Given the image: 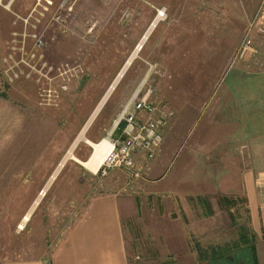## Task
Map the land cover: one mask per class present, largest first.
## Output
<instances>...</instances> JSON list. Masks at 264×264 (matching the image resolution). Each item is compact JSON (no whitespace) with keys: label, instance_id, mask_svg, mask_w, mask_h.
Instances as JSON below:
<instances>
[{"label":"rangeland","instance_id":"1","mask_svg":"<svg viewBox=\"0 0 264 264\" xmlns=\"http://www.w3.org/2000/svg\"><path fill=\"white\" fill-rule=\"evenodd\" d=\"M75 1L1 0L5 5V11L0 9V22H5L4 81L17 86L19 93L31 101L27 100V105L35 103L59 112L66 108L71 124L70 143L46 175L44 183L49 184L48 189L34 192L31 200L38 198L33 206L10 203L15 198H18L16 201L26 200L27 194H33L31 190L5 191L12 199L0 191V263L40 256L55 243L68 223L81 214L91 196L110 192L120 197H135L139 204L138 218L127 220L129 232H125L132 246L128 253L130 263L250 264L244 259L247 257L245 249L251 247V255L254 254L252 247L255 249L257 239L244 196L218 190L216 181L226 177L222 176L223 170L244 169L251 159L244 155L230 159H211L208 154L207 157L205 119L211 92L219 85L222 74L232 64H243L233 60L247 22L258 12L260 0H140L139 4L131 0H88L86 4L99 7L101 13L94 14L98 19L92 14H81L85 29L83 41H93L94 26L100 28V24L105 23L110 24V28L120 27L121 37L129 38V29L139 26L143 4L151 10L142 30L134 31L135 35L137 32L140 35L135 37L134 47L125 57L124 70L120 71L122 76L110 95V85L120 69L107 77L104 75L111 72L109 69L98 67L94 70L80 60L67 62L55 50L58 40L61 43L62 36L72 33L67 22L73 18ZM112 6L122 7V11L117 14L104 12ZM174 8L178 9L177 14L171 13ZM158 9H164V16H156ZM115 31L112 29L111 33ZM35 35L43 40L42 46H36ZM253 38L261 53L250 64L261 66L263 63L264 69V33H255ZM102 58L111 60L105 52ZM141 59L145 62L142 61V65L146 73L132 81ZM64 63L81 64L86 75L71 79L68 89L62 91L59 85L63 79L56 68ZM132 85L142 90L151 87V99L164 101L174 110L175 118L157 156L148 165L138 162L141 166L139 178L115 166L102 172L103 162L93 174L70 156L85 159L92 151L91 145L78 136L82 132L83 137L94 142L103 137L110 139L107 132L114 113L130 96L125 90ZM50 89L56 94L51 99L45 98ZM101 100L103 105L90 124ZM113 107L116 111L112 113ZM104 116L108 117L106 123H102ZM66 121L63 117L59 125H65ZM121 128L122 125L118 133ZM91 132H97L95 139L90 136ZM195 139L198 141L196 148L192 145ZM15 145L24 147L22 152H26L33 143L26 145L23 141ZM47 152L50 161L51 150ZM197 167L204 171L197 173ZM209 168L214 169L215 174H208ZM159 169H163V173L157 172ZM52 174L54 177L50 178ZM200 176L204 180L212 176L213 180H208L207 184L204 180L198 183ZM223 196L236 199V203H225ZM143 222L146 225L143 226ZM155 225L179 232L186 251L167 250ZM225 258L230 261H224Z\"/></svg>","mask_w":264,"mask_h":264},{"label":"crops","instance_id":"2","mask_svg":"<svg viewBox=\"0 0 264 264\" xmlns=\"http://www.w3.org/2000/svg\"><path fill=\"white\" fill-rule=\"evenodd\" d=\"M131 1L135 4L140 3V0ZM87 2L88 0L74 2L76 13L74 12L72 20L67 22L72 33L62 36L61 43L58 40L55 50L59 51L62 59L67 62L73 63L80 60L94 70L98 67L107 68L111 72L104 76L110 77L115 74L117 69H120L118 72L122 71L126 62L125 57L130 49H133L135 37L140 35L138 32L135 35L134 31L142 30V24L145 25L148 21L151 10L148 5L143 4L144 10L138 23L139 26L129 29V38L121 37L120 27L110 28L108 27L110 24L105 23L100 24V28L98 25L94 26L93 41L90 42L82 39L85 29L81 14H92L97 18L95 15L100 14L101 10L99 7L87 5ZM1 8L5 11V5H2L0 0ZM121 8L112 6L109 7V11L105 9L104 12L117 14L122 11ZM178 12L176 8L171 11L174 14ZM261 18L264 19V12ZM112 29L116 30L115 33H111ZM162 43L165 42L160 44L162 45ZM151 47L152 45L149 49ZM149 49L146 52L147 55ZM104 52L109 58L111 57V60H103ZM4 54L5 22L3 21L0 22V191L31 190L33 194H27L26 200L22 201V198L16 201L18 198H15L10 203L16 202L15 204L20 206H33L34 201L38 198L31 200L34 192L43 188L48 189L49 184L44 183L46 175L52 171V167L70 143L71 121L68 110L63 108V105L60 112L55 108L38 107L35 103L27 105L28 99L19 93L17 86L4 81L2 75V72L6 73L3 70V63H6ZM142 56H144L143 53ZM142 61L141 59L137 63V72L132 81L143 77L146 73V67L142 65L144 61ZM262 67L263 63L261 66H253L250 62L230 65L218 82L220 86H216L211 92L213 93L212 99L207 104L208 112L205 119V151L209 158L230 159L244 155L251 159L249 165H246L244 169L231 170L227 168V170H223L222 173L225 174L222 176L226 175V177L219 178L216 182L219 186L218 190L244 196L249 210L250 224L257 239L254 249L256 264H264V161L261 160L264 159V69ZM137 88L141 89V87ZM219 88L220 91H217ZM135 89L133 85L129 86L125 90V94L131 95ZM128 98L126 97L122 102L118 111L114 113L115 115ZM102 102L103 100L95 109L89 121L90 124L94 119L93 116L95 117L96 112L103 105ZM115 111L116 109L113 107L111 112ZM63 117H66L67 121L65 125L60 126L59 121ZM107 121L108 117L104 116L102 123ZM45 125L47 128H43ZM81 134L83 133L81 132L79 136ZM90 136L95 139L97 132H91ZM111 136H119L118 131H113ZM82 140L91 145L101 139L94 142L83 137ZM23 141L26 145L33 143L26 152H22L24 147L15 145ZM197 142L195 139L192 143L195 148L198 147L196 146ZM79 143L80 141L75 143L74 149ZM48 150H51L50 161L47 158ZM70 156L79 163L87 160V158L80 159L75 155ZM66 161L67 159L63 161V166ZM83 167L89 171L86 166ZM197 168H199L197 173L204 171L201 167ZM58 169L60 170V167ZM98 171L91 173L96 174ZM157 172L163 173V169H159ZM238 172H240V176H236ZM207 173L213 175L215 171L214 169L211 171L209 168ZM52 177H54L53 174L50 178ZM212 178V176H207L204 180L200 176V181L197 182L204 180V183L207 184L208 180H213ZM5 196L8 197V193L5 192ZM8 199H12V197H8ZM138 207L139 204L135 197H120L116 193L110 192L94 194L83 207L81 214L68 223V226L58 234L59 238L50 248L47 247L49 250L41 252L42 254L37 257L7 260L0 264H141L129 262L128 253L132 246L131 241L128 243L125 235L126 231L129 232L127 220L138 218ZM144 224L146 225V222L142 223L143 226ZM155 230L160 233L166 249L169 248L170 252L179 253L185 248L179 232L175 233V229L173 231L170 228L163 229L155 225ZM129 236L131 237L130 234ZM172 263L183 264L182 262ZM189 264L198 263L190 261Z\"/></svg>","mask_w":264,"mask_h":264},{"label":"built area","instance_id":"3","mask_svg":"<svg viewBox=\"0 0 264 264\" xmlns=\"http://www.w3.org/2000/svg\"><path fill=\"white\" fill-rule=\"evenodd\" d=\"M156 11V16H164V9ZM263 12L264 0H260L257 14L247 22L234 63H254L256 57L260 55L261 51L254 42L253 34L264 33V19L261 18ZM66 31L65 28L64 32ZM34 37L36 46H42L44 42L41 37L36 35ZM49 70L53 68L49 67ZM56 71L63 79L59 85L62 91L68 89V82L71 79L86 75L81 64L64 63L57 67ZM46 93L45 98L51 99L56 91L52 92L50 89ZM151 94V87L143 91L136 88L113 118L111 129L107 132L112 142V150L101 166L102 172L115 166L124 169L131 177L139 178L141 166L138 162L142 161L148 165L157 156L175 112L164 101L152 100ZM121 125L119 136L112 137V132L118 131Z\"/></svg>","mask_w":264,"mask_h":264},{"label":"bare ground","instance_id":"4","mask_svg":"<svg viewBox=\"0 0 264 264\" xmlns=\"http://www.w3.org/2000/svg\"><path fill=\"white\" fill-rule=\"evenodd\" d=\"M123 70L124 69H122V72H123ZM122 72H120L118 74V76L115 78V80L110 85L109 94L115 88L117 82L119 81L120 77L122 76ZM80 138H83V134H81L78 139H80ZM90 148H92L90 156L87 158V160H84L83 162L81 161V164L86 166L90 171L95 172L98 169V167L101 165V163L104 162V160L106 159L108 154L111 152L112 142L107 137H103V138H101V140L99 142L92 143ZM41 194L43 195V193H41ZM20 227H21V225L19 226V228Z\"/></svg>","mask_w":264,"mask_h":264},{"label":"trees","instance_id":"5","mask_svg":"<svg viewBox=\"0 0 264 264\" xmlns=\"http://www.w3.org/2000/svg\"><path fill=\"white\" fill-rule=\"evenodd\" d=\"M223 198V201L225 202V203H228V204H230V205H234L235 203H236V200L235 199H228L229 197H225V196H223L222 197ZM250 248L251 247H246V249H245V254H247V257L246 258H244L245 260L247 259V261L251 264H256V256H255V253L253 254L252 253V255H251V252H250ZM246 251H247V253H246ZM252 251H254V247H252ZM224 261H230V259L229 258H225V260ZM240 264V263H239Z\"/></svg>","mask_w":264,"mask_h":264}]
</instances>
